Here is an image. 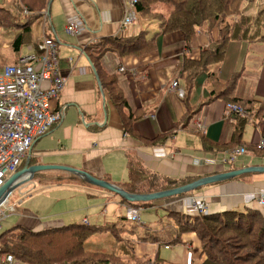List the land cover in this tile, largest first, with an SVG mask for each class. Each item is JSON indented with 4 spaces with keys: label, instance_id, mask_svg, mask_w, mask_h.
<instances>
[{
    "label": "crops",
    "instance_id": "1",
    "mask_svg": "<svg viewBox=\"0 0 264 264\" xmlns=\"http://www.w3.org/2000/svg\"><path fill=\"white\" fill-rule=\"evenodd\" d=\"M127 1L48 0L44 10L33 18L41 23L37 39L32 33L34 43L38 44L44 38L55 41L57 67L67 82L52 103L55 109L62 110V119L33 143L28 153L33 160L31 165L70 167L116 186L127 182L130 159L138 160L144 169L152 173L173 180H197L221 171L264 167V157L250 152L237 157L230 165L196 164L205 159L218 162L228 151L239 147H229L221 152L203 149V140L216 146L231 141L234 121L221 100L204 106L185 129L179 127L173 134H166L185 116L183 81L176 79L175 73L184 56L197 61L200 52L217 40L216 25L209 29L207 24H203L197 28L188 50L178 32L158 35L154 40L155 49L137 57H119L112 51L98 54L94 50V47L110 46L113 40L135 38L143 31L147 32L145 38L149 39L158 30L157 22L151 21L143 27L136 18L133 23L123 26V9ZM171 10L170 6L162 3L152 6V13L164 20ZM73 16L79 17L85 24V30L78 35L65 32L66 21ZM28 48L33 46L22 47L20 53ZM91 65L96 70L99 83ZM214 72L217 79L223 82L238 74L235 96L264 105L263 43L230 42L224 60ZM112 79L116 81V87L127 105L122 112L115 107L107 92ZM206 80L204 73L195 77L188 98L190 107L207 98L209 89ZM173 83L177 84L174 89L171 87ZM138 112L142 116L131 124L132 131L140 137V140H135L124 133L122 119L128 114L138 115ZM261 120L264 122V111ZM255 123L250 121L244 129L242 142L246 145H255L262 138ZM157 137L164 139L156 145L148 143ZM64 175L65 180L54 176L51 185H46L33 197L31 194L36 185L32 180L16 190L20 196L18 204L24 205L23 200L27 198L31 201L18 212L13 205L7 204L14 207V213L8 214V218L15 214L12 220L14 226L33 232L70 224L125 227L123 221H131V216L137 215L140 223L143 222V228L139 231L134 227V230L158 239L156 243L135 241L134 255L137 259L143 264H153L154 259L161 260L162 264H194L203 259L200 242L194 234H184L180 238L181 243L168 245L175 236L173 219L168 213L196 216L188 210L191 198L204 201L207 214L250 211L257 213L264 224V205L258 203L260 197L264 198V174L261 173L245 174L143 207L123 203L118 196L86 184L68 172ZM47 176L50 175L41 171L32 179H45ZM145 207L149 210L141 213V208ZM149 211L153 214L149 215ZM158 211H162L161 216L171 222L158 227L162 224L160 218L153 219ZM161 249H170L171 252L165 255ZM13 264L22 263L14 260Z\"/></svg>",
    "mask_w": 264,
    "mask_h": 264
},
{
    "label": "trees",
    "instance_id": "2",
    "mask_svg": "<svg viewBox=\"0 0 264 264\" xmlns=\"http://www.w3.org/2000/svg\"><path fill=\"white\" fill-rule=\"evenodd\" d=\"M47 1L12 0L13 8L9 11L1 4L4 0H0V13L4 12L5 17L2 18L7 19L4 21L0 18V69L6 65L15 64L22 47L32 45L34 49H37L39 43H34L30 26L33 18L44 10ZM135 2L136 20L142 22L143 27L155 21L158 23V30L149 39L145 38L147 32L143 31L135 38L113 40L110 46L94 47V50L96 49L98 54L112 51L119 57L129 55L137 57L151 53L155 49L154 40L158 35L175 32L182 35L185 49L188 50V44L196 34L197 28L207 24L210 29V26L216 25L217 40L211 47L200 52L197 61L184 56L175 73V78L183 81L182 102L185 106V116L166 134H173L179 127L185 129L204 106L221 100L225 104L238 106L245 115L229 114L234 123L233 135L228 144L216 146L203 140V149L221 152L229 147L239 146L245 152L264 157V151L258 149L257 144L246 145L242 142L244 129L250 121L256 122V126L264 137V122L261 120L264 105L250 100L244 101L235 96L238 74H233L223 82L217 79L214 72V69L224 60L226 48L230 42L264 44V4L254 15H243L241 11L243 4H251L254 0H135ZM156 3L171 7L172 10L166 20L152 13V6ZM3 45L7 46L6 49H3ZM199 73L206 75L209 94L195 107H190L188 98L193 81ZM107 92L119 111L126 109V102L121 91L116 87L114 79L110 81ZM141 114H128L122 119L124 133L135 140H140V137L132 131L131 124L140 119ZM163 139L164 137H157L148 143L156 145ZM127 170V182L118 187L129 194L156 193L196 180H173L161 177L144 169L136 159L128 161ZM120 200L136 207L153 203H128ZM168 216L173 219L172 224L175 230V236L168 245L181 243L180 238L184 234H194L201 246L203 259L200 264H264V224L257 213L227 211L221 214L206 213L190 216L169 212ZM106 231L111 236L109 251L84 249V243L90 237ZM148 240L158 242L157 238L146 232L139 234L134 227L128 229L122 225L70 224L39 232L13 226L0 232V256L10 255L22 264H143V261L134 255V242ZM153 264H162V261L154 259Z\"/></svg>",
    "mask_w": 264,
    "mask_h": 264
},
{
    "label": "built area",
    "instance_id": "3",
    "mask_svg": "<svg viewBox=\"0 0 264 264\" xmlns=\"http://www.w3.org/2000/svg\"><path fill=\"white\" fill-rule=\"evenodd\" d=\"M135 0L124 3L122 25L127 26L135 21ZM85 30L84 22L77 16L66 21L65 32L69 35H78ZM56 43L44 38L37 49L28 48L21 52L15 64L6 65L0 69V188L6 180L20 168V163L33 143L46 135L62 119L63 112L55 109L52 103L66 85V78L57 67ZM171 87H177L173 83ZM228 115L244 111L236 105L226 104ZM257 147L264 151V137L257 143ZM245 151L236 147L228 151L220 162L214 160L198 161L196 164L221 166L232 164ZM0 204V231L1 222L14 213V207L9 206L8 199ZM258 203L264 205V198ZM191 215L207 213L204 201L191 198L189 201ZM132 222H138L137 215L131 216ZM10 255L0 256V264H13Z\"/></svg>",
    "mask_w": 264,
    "mask_h": 264
},
{
    "label": "water",
    "instance_id": "4",
    "mask_svg": "<svg viewBox=\"0 0 264 264\" xmlns=\"http://www.w3.org/2000/svg\"><path fill=\"white\" fill-rule=\"evenodd\" d=\"M49 6V3H48ZM91 69L93 72V75L95 76V79L99 83L98 76L96 73L95 68L91 65ZM100 86V84H99ZM30 156L28 154L27 160L25 161V164L23 167L12 174L4 183V185L0 188V204L5 201V199L15 190L19 187L23 186L24 184L30 182L33 178V176L41 171H50V170H59L63 172H68L80 180L82 182L89 184L91 186L103 189L107 192H110L116 196H118L120 199L128 202V203H147V202H155L163 199H168L184 194L192 193L196 190H199L203 187L218 184L221 182L229 181L232 179H235L237 177H240L245 174L249 173H261L264 174V167H247V168H241L238 170H232L227 172L216 173L210 176H206L203 178H199L195 181H192L191 183H188L186 185L160 191L156 193L151 194H129L123 190H121L118 186L113 185L111 183H108L106 181H103L101 179H97L90 174L77 170L70 167H64V166H55V165H29Z\"/></svg>",
    "mask_w": 264,
    "mask_h": 264
},
{
    "label": "rangeland",
    "instance_id": "5",
    "mask_svg": "<svg viewBox=\"0 0 264 264\" xmlns=\"http://www.w3.org/2000/svg\"><path fill=\"white\" fill-rule=\"evenodd\" d=\"M11 1L12 0H4V2H2V3L0 2V3L2 4L3 7L8 8L9 11H10V9L12 10V8H13V5H12ZM263 4H264V0H254V2L251 3V4L244 3L243 6H242V10H241L242 14L243 15H254L255 13H257L259 11L260 8H262ZM244 11L247 14H245ZM1 13H2V15H1ZM1 13H0V18L5 17V13L4 12H1ZM2 20L7 21V19H3V18H2ZM40 26H41V23H39V21H37V19H34L32 21L31 29H32V33H33L34 39H37V35L40 33V30H39ZM2 47H3V49H6L7 46L3 45ZM241 156H243V154L238 156V157H241ZM27 157H28V154L26 155L24 160L21 161L19 170L25 164V161L27 160ZM242 158H240V159H242ZM219 162H220V160H219ZM30 164H33V160L31 159V157H30L29 165ZM43 173L48 174L50 176H47V178H45V179H40V178L32 179V181L36 185L35 190L31 194L32 197L35 196L40 191L44 190V187L46 185H51L52 178L54 176H56L57 178L62 179V180H65V178H66L65 175H64V172L59 171V170L43 171ZM29 183H31V182H29ZM52 186H54V185H52ZM51 188H53V187H51ZM16 190L17 189H15L11 193V196L8 199V204L13 205L15 207V210L18 212L20 210V208H23L25 205H27V206L30 205V203H28V202H30L31 199L30 198H27L26 200L24 199L23 200V204L24 205L18 204V200L20 199V196H18ZM143 210H149V208H147V207L141 208V213H142ZM17 212H16V214H17ZM148 214L149 215L153 214V211H149ZM14 215H12L9 218L7 217V219H5V220H3V222H1V231L0 232H2L5 229L12 228L15 225V223L12 222V220L14 218ZM161 215H162V211H158L157 215L153 217V219H159L160 218V221L162 222V224L157 225L158 227H161L167 221L171 222L170 219H168L166 217H163ZM123 223H124L123 225L125 227H127V228L135 227L139 231L143 228L142 227V223L143 222L140 223V221L139 222H132V221H129V220L126 219V220L123 221ZM110 239H111V236H110V234L107 231L106 232H100V233L95 234L92 237H90L88 239V241L86 243H84V249L85 250H101L102 252H107V251H109V248H110V245H111V240ZM161 250H163L162 252L165 255L169 254V252H171L170 249H161ZM150 255H153V254H150ZM200 262L201 261H195L194 264H200Z\"/></svg>",
    "mask_w": 264,
    "mask_h": 264
}]
</instances>
